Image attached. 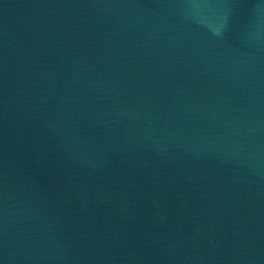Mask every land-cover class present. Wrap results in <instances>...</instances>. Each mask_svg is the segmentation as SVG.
Returning <instances> with one entry per match:
<instances>
[{
    "label": "water",
    "instance_id": "1",
    "mask_svg": "<svg viewBox=\"0 0 264 264\" xmlns=\"http://www.w3.org/2000/svg\"><path fill=\"white\" fill-rule=\"evenodd\" d=\"M0 264H264V0H0Z\"/></svg>",
    "mask_w": 264,
    "mask_h": 264
}]
</instances>
